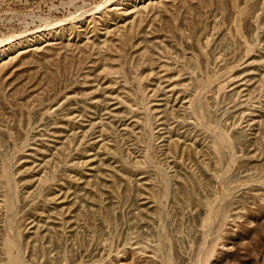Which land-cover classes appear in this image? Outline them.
Here are the masks:
<instances>
[{"label":"rangeland","instance_id":"obj_1","mask_svg":"<svg viewBox=\"0 0 264 264\" xmlns=\"http://www.w3.org/2000/svg\"><path fill=\"white\" fill-rule=\"evenodd\" d=\"M129 1L0 0V264H264V0Z\"/></svg>","mask_w":264,"mask_h":264},{"label":"bare ground","instance_id":"obj_2","mask_svg":"<svg viewBox=\"0 0 264 264\" xmlns=\"http://www.w3.org/2000/svg\"><path fill=\"white\" fill-rule=\"evenodd\" d=\"M147 1H149V3ZM166 1L167 0H130L129 1V5L131 6V8H135V9L141 8L140 10L146 11V10H149L151 8H154V7H157V6H160V5H165L166 4ZM129 5H128V7H129ZM111 13L112 12H109L108 15H110ZM58 35H60V34L59 33H57L55 35L50 34L49 37H51L53 39V37H56ZM14 49L15 48H13V46H11V47L9 46L6 49L0 50V66L5 63L4 61L10 55H12Z\"/></svg>","mask_w":264,"mask_h":264}]
</instances>
